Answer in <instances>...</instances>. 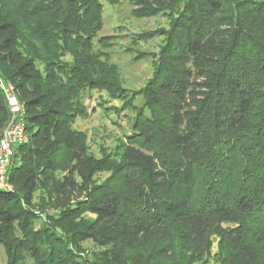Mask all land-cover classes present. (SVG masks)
Masks as SVG:
<instances>
[{
  "label": "trees",
  "instance_id": "1",
  "mask_svg": "<svg viewBox=\"0 0 264 264\" xmlns=\"http://www.w3.org/2000/svg\"><path fill=\"white\" fill-rule=\"evenodd\" d=\"M101 1L120 2L0 0V80L28 137L0 191L6 264H86V241L98 264H193L213 238L220 264H264V0H129L170 20L140 108L95 51ZM86 89L136 113L118 161L73 127ZM9 115L0 87V134Z\"/></svg>",
  "mask_w": 264,
  "mask_h": 264
},
{
  "label": "rangeland",
  "instance_id": "2",
  "mask_svg": "<svg viewBox=\"0 0 264 264\" xmlns=\"http://www.w3.org/2000/svg\"><path fill=\"white\" fill-rule=\"evenodd\" d=\"M101 3L102 29L94 40L95 51H101L105 56L102 60L118 68L121 87L129 92L127 99L131 98L132 105L140 108L143 99L138 96V92L152 75L155 55L165 39L162 33L169 30L170 20L163 14L138 18L134 16V7L129 0H120L116 5L104 1ZM100 38L106 39L103 41L104 46L97 43ZM80 102L86 114L76 118L73 127L86 134L88 153L94 158L109 155L111 159L118 161L122 145L125 143L124 137L131 132L135 111L125 109L122 99H111L103 91L86 89L80 95ZM113 108L119 111L111 110ZM107 176V173H101L96 175L94 180L103 182ZM38 202L39 200H34L35 205H39ZM82 219L88 222L92 221L93 217L86 214ZM37 228L38 223L34 225V229ZM16 234L18 235V232ZM215 242L213 238L210 252L200 262L193 264H220ZM80 247V256L88 261L86 264H98L102 248L89 241L81 243ZM4 250L0 245V264L7 263ZM175 253L174 261L183 255L181 251ZM171 263L162 261L160 264ZM24 264L34 262L26 256ZM126 264H134V261Z\"/></svg>",
  "mask_w": 264,
  "mask_h": 264
},
{
  "label": "built area",
  "instance_id": "3",
  "mask_svg": "<svg viewBox=\"0 0 264 264\" xmlns=\"http://www.w3.org/2000/svg\"><path fill=\"white\" fill-rule=\"evenodd\" d=\"M9 111V119L0 134V191H11L8 170L16 147L27 142L25 130V107L18 100L12 86L0 80Z\"/></svg>",
  "mask_w": 264,
  "mask_h": 264
}]
</instances>
